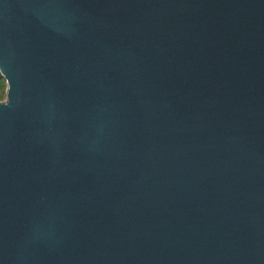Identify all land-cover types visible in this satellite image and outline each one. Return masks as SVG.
<instances>
[{
  "label": "water",
  "instance_id": "1",
  "mask_svg": "<svg viewBox=\"0 0 264 264\" xmlns=\"http://www.w3.org/2000/svg\"><path fill=\"white\" fill-rule=\"evenodd\" d=\"M0 264H264V0H0Z\"/></svg>",
  "mask_w": 264,
  "mask_h": 264
},
{
  "label": "trees",
  "instance_id": "2",
  "mask_svg": "<svg viewBox=\"0 0 264 264\" xmlns=\"http://www.w3.org/2000/svg\"><path fill=\"white\" fill-rule=\"evenodd\" d=\"M5 81L3 79V77L0 75V100H2L3 97V91L5 90Z\"/></svg>",
  "mask_w": 264,
  "mask_h": 264
},
{
  "label": "rangeland",
  "instance_id": "3",
  "mask_svg": "<svg viewBox=\"0 0 264 264\" xmlns=\"http://www.w3.org/2000/svg\"><path fill=\"white\" fill-rule=\"evenodd\" d=\"M5 89H6V87H5ZM4 100H5V90L3 91V97H2V100H0V102L4 101Z\"/></svg>",
  "mask_w": 264,
  "mask_h": 264
}]
</instances>
